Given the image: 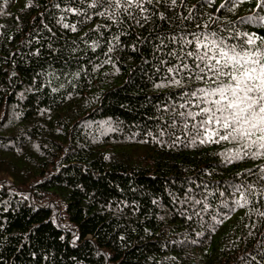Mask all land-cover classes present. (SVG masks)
I'll return each instance as SVG.
<instances>
[{"label":"trees","instance_id":"1","mask_svg":"<svg viewBox=\"0 0 264 264\" xmlns=\"http://www.w3.org/2000/svg\"><path fill=\"white\" fill-rule=\"evenodd\" d=\"M221 49L264 63V0H0V264H264Z\"/></svg>","mask_w":264,"mask_h":264},{"label":"snow or ice","instance_id":"2","mask_svg":"<svg viewBox=\"0 0 264 264\" xmlns=\"http://www.w3.org/2000/svg\"><path fill=\"white\" fill-rule=\"evenodd\" d=\"M219 56L223 60V65L216 67L206 63L205 67L209 71H215L219 77L225 75L223 69L230 66L231 70L227 75L233 83L220 85L207 92L209 96L218 95L220 99L212 101L215 105L214 111L211 108L203 110L206 115L210 113L203 123L211 124L215 121L225 130L230 129L231 131H228L221 139H228L232 136L248 140L249 145H258L264 149V63L252 59L247 52L243 56L235 52L230 56L227 51L221 49ZM206 57L207 53L200 59L204 60ZM211 59H216V57L213 56ZM241 60L244 63H241ZM219 64L220 61L217 60V65ZM217 113L221 115L217 116ZM215 134L209 132L210 136ZM253 136L256 139H252ZM259 154L261 153H257Z\"/></svg>","mask_w":264,"mask_h":264}]
</instances>
